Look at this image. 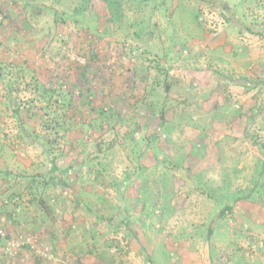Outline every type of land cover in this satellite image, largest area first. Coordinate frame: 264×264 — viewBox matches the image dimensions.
<instances>
[{"label":"rangeland","instance_id":"1","mask_svg":"<svg viewBox=\"0 0 264 264\" xmlns=\"http://www.w3.org/2000/svg\"><path fill=\"white\" fill-rule=\"evenodd\" d=\"M209 4L187 1L189 9H180L173 24L168 12L123 0L125 24L150 18L160 29L168 26L160 30L158 46L139 56L91 11L73 15L56 0H0V84L31 87L35 77L55 87L45 93L53 108L61 100L70 104L66 130L54 121L47 128L51 117L44 119L45 127L30 119L38 143L15 149L9 160L0 157V264H264V168L256 193L239 198L233 213L217 220L207 235L218 204H232L233 196L249 192L259 169L254 164L264 156V83L256 79L264 70V0ZM192 10L200 23L187 31L195 39L176 50L168 32L175 27L184 33L179 23L193 24ZM84 68L90 75L85 84ZM160 68L166 81L152 88ZM220 83L229 88V108L247 114L214 113L223 104ZM87 99L95 111L110 108L99 130L88 123L95 113L86 111ZM3 108L0 138L10 144L21 132L17 118ZM202 121L213 125L200 136L189 122ZM194 140L201 156H186L189 171L181 165L168 171V157H179ZM43 150H53L58 165L69 166L71 188H53L43 177L30 183L28 175L47 164ZM94 162L106 166L102 182L94 177ZM168 174L172 207L168 187L165 196L156 189L158 183L164 191ZM143 183L163 213L159 206L147 212L135 201ZM31 191L49 196L54 219L30 201ZM125 213L128 226L121 222Z\"/></svg>","mask_w":264,"mask_h":264},{"label":"trees","instance_id":"2","mask_svg":"<svg viewBox=\"0 0 264 264\" xmlns=\"http://www.w3.org/2000/svg\"><path fill=\"white\" fill-rule=\"evenodd\" d=\"M66 0H56L57 3H60L65 9H69L71 11H73V15H80L83 14L86 11H91L93 12L96 17H103L104 18V23H110L112 24L113 27L116 28L113 29V35L115 32H120V37L123 38L124 42H129V46H130V51L133 49L134 53H138L139 56L140 54H144L145 52H149V47H157L158 44L160 43V30L161 29H168V26H166L165 28H158V23L157 21L154 22H150V18H144V19H135L132 21H128L127 24H125L126 20L128 19V17H125V12L123 10L124 7L121 6V4L123 3V0H68V2H65ZM129 1V0H128ZM189 0H130L131 4H150V7L153 11L157 10V11H164L165 13L168 12V21L169 22H173V24L175 22H177V17L176 14L177 12L182 9L185 8L187 9L188 6L186 5V2ZM206 2H209V6L212 8H215L218 6V0H203ZM76 3L74 6H71L72 3ZM221 7L227 8L226 4H223ZM189 9V8H188ZM187 9V10H188ZM229 11L232 12L234 15H236V10H232L229 8ZM188 13L191 16V19L188 17L189 21L193 24H186L185 22H181L179 23L180 25V29H182L184 31V33H180V31H178L175 27H173L168 33L170 34V38H172L171 40H174L172 48H174V45H177L176 50H181L190 46L191 42L195 39L194 35L192 33H189L187 31V28L190 27V25H194V23H197L199 25L200 22H197L198 20V15L199 12L192 10V12L190 13L188 11ZM70 16L72 17V14H70ZM172 24V25H173ZM126 25V26H124ZM192 30V27H191ZM202 31V30H201ZM129 39L131 41H129ZM132 40L134 41V44L132 42ZM153 42L155 43V46L153 44ZM171 48H168V53L169 50ZM158 51V50H156ZM156 51H154V56H160V53L162 56L165 55V50L160 51V53H157ZM233 54H238V52H233ZM232 54V55H233ZM86 65V64H85ZM84 65V66H85ZM1 70V69H0ZM135 70V68H134ZM159 72L157 73V75L155 76L154 80L150 82V85L152 88L155 87H159L162 86V84L166 81L162 76H164L166 74V71L163 69H159ZM88 72L86 71V68H84L83 72H82V80L81 82L83 84H85V81H88V77L90 76L89 74H87ZM2 73L0 72V78L2 77ZM162 77V78H160ZM227 78H230L229 75L227 76ZM226 78V79H227ZM162 79V80H161ZM256 79H260L261 83H264V70H262V72L256 77ZM84 81V82H83ZM11 81L9 80H5V82L0 84V106L3 105V109L2 111H6L4 113H6L7 115H11L13 117L17 118V123L18 126L20 128V132L17 136H12L14 139L11 140L10 144H6V142H2L1 138H0V157H2L3 159H8L10 155H12V152L16 151L15 149H19V147H21L22 145H32L35 146V142L38 143L34 137H32V129L35 128V126L33 124H30L28 121L30 119H39V121H41L42 125L45 127L46 126V122L44 119H49V117H51V120L48 121L47 123V128L49 126V124H52V122H56L59 123V125L61 126L60 128H62V130H66L67 129V125H65L64 127L62 126L64 119L68 118L66 109H68L70 107V104L65 103L63 100L59 101L58 103H60L59 105H56L55 108H53L52 106V102L50 100V102L48 101V98H45L46 95L45 93L49 92V91H53L54 90V86L50 85L47 86V84L45 85V83L42 80L36 79L34 77V79H32V84L31 87H29V84H24L23 87H19V84L16 86L10 85ZM220 84H222V86H219ZM218 86L221 89V92L223 91V94L221 93L219 95V97L221 99H223V104L221 103L219 108L216 109V112H214L215 114H219V112H222L224 110H228L229 111H236V112H240V113H245L247 114L248 112L245 111L243 108H229V88L227 86V84H223L220 83ZM47 86V87H46ZM217 86V87H218ZM33 87L36 89V92L33 91ZM2 88V89H1ZM82 89H85L84 86H81ZM22 89H25L22 90ZM89 90V89H88ZM24 93V94H23ZM30 94V95H29ZM28 98H26V97ZM227 101V102H226ZM92 101L87 99V101L85 102V104L89 107H87L86 105V111H89L90 113H95L94 116L93 114H90L89 116V121L90 124L93 122V125H95L93 128L95 130H99L103 127V124L105 122L106 119V115L105 113L110 110V108L108 107H103V106H99V108H97V110H94V106L92 105ZM217 106V105H216ZM184 109V108H183ZM220 109V110H219ZM63 110V111H62ZM78 110L80 111L79 107ZM62 114H58V112H61ZM92 111V112H91ZM88 112V113H89ZM174 114V111L172 112V115ZM64 117H63V116ZM165 115V109L164 107L161 108V116H163L164 118ZM251 115V114H250ZM67 116V118L65 117ZM188 117V115H187ZM190 117V116H189ZM188 117V118H189ZM191 119V117H190ZM160 121V120H159ZM166 120H162L161 122L164 123ZM169 121V120H168ZM210 121V120H209ZM208 121H202L201 124H199L198 122H189V124L191 125H196L199 127L200 132L199 135L202 136L204 131L208 130L209 126H212V121L208 122ZM97 123V124H96ZM161 123V124H162ZM211 123V124H210ZM37 124V123H36ZM35 124V125H36ZM55 123H53V125H56ZM158 125H161L160 122H157ZM58 125V124H57ZM69 127V126H68ZM219 128V127H218ZM228 129V127H226V130ZM134 130V128H133ZM23 134V135H22ZM157 135V134H156ZM19 139V140H18ZM48 142V141H46ZM113 143V141L107 142L106 143V148L111 147V144ZM190 148H188L187 151H183V153L179 155V157L176 155L175 157H168V171L169 169L179 166L181 165L182 167H185L186 170L189 171V164H185L184 161L186 156L188 155V158L190 157L191 159H194L195 157H200V147L196 146L195 143H197V141H191ZM97 144H101V142H98ZM263 147V146H262ZM111 149V148H108ZM106 149V151L108 150ZM45 155L47 156V164L43 167L40 168V170L38 171H34L32 173H30L28 176L31 179L30 183H35L37 182V179H41L42 177L45 180V184L46 185H51L53 188H57L58 186L61 187L63 190L69 189L71 188L68 185V181L66 179V177L68 176L69 173V166H60L57 163V159L58 156H56V152H53V150H48V151H44ZM10 153V155H9ZM150 154L153 157H156V151L151 150ZM167 158V157H165ZM181 159V160H179ZM260 161L259 163L254 164L255 166H258V170L256 175H254L253 179V186L249 189V192L247 194H243L242 192L239 194V196H233L232 198V204L229 202H222L221 204H218V208L217 210L214 212V215L212 216L208 228H207V235L208 237L212 234L213 232V227H214V223L219 220V219H224V217H226V215H231L233 213V207L236 204V202L238 201L239 198H249L253 193H256L257 188L260 187L261 182L259 181V178L261 177L262 173L261 171L264 168V156L259 158ZM192 163V161H190ZM99 164V165H98ZM50 165V166H49ZM96 165V166H94ZM91 167H93V173H94V177L98 182H102L101 181V177L102 175L105 174V164L104 163H100V162H94L91 163L90 165ZM4 174H8V173H4ZM199 174V172H195L194 176H197ZM93 177V178H94ZM128 177V176H127ZM172 180L170 179V174H168V186L166 185V183L163 185V189L164 191H161L160 185L158 183H156V189L157 191V195L159 196V193H163L162 195L165 196L166 194V187H168V207H172L171 203H170V199H171V195L170 193H172L173 191L171 190L172 188H174V186L171 184ZM42 184V183H41ZM144 188V191L141 192V194H138L137 196H135V201L136 202H140L142 203L141 209H146L147 212H153L154 208L156 207H160L161 213H163L162 211L164 210V208L162 206H160L159 204H161V202L158 204L156 198V194L152 195L150 194V189L149 187H145V184L143 183L141 185ZM224 186V185H223ZM221 187L222 190L225 191L224 187ZM37 187L35 186V189ZM44 188V187H42ZM41 188V189H42ZM40 189V188H39ZM209 191V188H206V192ZM242 191V190H240ZM119 194H122L121 190L117 191ZM75 193V192H74ZM31 195H33L30 199L31 202L35 203L41 210H43L50 218L54 219V215H53V211H52V207H51V200L49 199V196L47 195H43V194H38L36 195L34 191L30 192ZM208 195V194H207ZM211 193L208 195L210 196ZM169 211V210H168ZM155 216L160 217L161 214H157L156 213H151ZM123 218L121 220V222L123 224H126L128 226V216L125 214H123ZM44 256V255H43ZM46 257V256H44Z\"/></svg>","mask_w":264,"mask_h":264},{"label":"built area","instance_id":"3","mask_svg":"<svg viewBox=\"0 0 264 264\" xmlns=\"http://www.w3.org/2000/svg\"><path fill=\"white\" fill-rule=\"evenodd\" d=\"M72 59H75V60H77L78 62H82L83 63V60L81 59V58H79V57H77V56H72ZM0 233H1V229H0ZM20 238H23V236H20ZM19 238V239H20ZM13 243V242H12Z\"/></svg>","mask_w":264,"mask_h":264}]
</instances>
